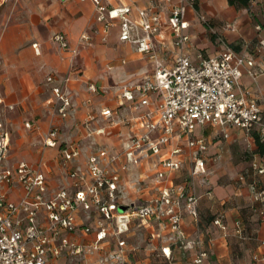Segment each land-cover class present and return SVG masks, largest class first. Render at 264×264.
<instances>
[{"label": "crops", "instance_id": "0c3cea01", "mask_svg": "<svg viewBox=\"0 0 264 264\" xmlns=\"http://www.w3.org/2000/svg\"><path fill=\"white\" fill-rule=\"evenodd\" d=\"M176 1L102 3L107 9L128 7L129 17L137 22L141 9L148 17L157 15L153 44L165 65L179 53L197 64L200 54L213 55L225 43L241 51L245 44L253 46L259 38L264 39V0H248L247 5L196 0L186 13L189 42L181 49L168 23L170 6ZM199 15L207 23L200 21ZM97 16L90 0L0 3V123L5 130L10 123L15 154L26 157L13 163L4 158V165L12 167L20 161L39 165L49 195L62 188L73 192L76 179L69 173L77 168L89 183L86 160L97 150L107 151L102 164L119 175L117 212L107 215L80 209L76 213L77 229L68 234L78 243H89L95 239L99 221L107 232L100 249L80 258L63 255L47 264H195L193 257L198 250L207 252L201 264H264V155L256 151V133L236 128L223 132L217 125H198L193 135L207 143L203 154L206 173L195 177L189 176L192 150L184 137L174 138L162 155L128 161L123 155L124 145L132 135L145 132L141 114L154 109L156 96L151 94L149 105L136 108L138 95L134 92V100H126L121 89L123 83L141 81L151 71L152 61L132 43L120 40L118 19H107L106 24ZM57 33L64 35L67 47L53 39ZM139 34L143 35L141 29ZM252 52L255 64L264 69V45ZM48 76L54 81L47 82ZM90 84L95 90L88 88ZM54 85L72 97L73 111L66 117L58 113L53 102ZM239 85L247 97L264 100V71L256 79L243 73ZM106 110L109 113L103 114ZM52 130L55 145L47 146L44 141ZM177 144L183 145V152L174 157L181 161V168L166 170L161 159ZM72 148L78 149V156L64 160L63 149ZM117 154L119 158L110 163L108 157ZM159 173L163 175L159 177ZM181 184L186 194L197 199L190 204L180 198L181 227L186 239L199 241L195 249L179 246L165 217L142 220L131 216L126 228L116 232L118 214L159 197L164 189L176 197V187ZM16 196V191L10 192L11 198ZM120 206L122 212L118 211ZM215 219H220L221 225L214 223ZM86 225L95 230L82 233L80 228ZM119 241L125 242L121 260L102 262L108 253L120 248Z\"/></svg>", "mask_w": 264, "mask_h": 264}, {"label": "built area", "instance_id": "2783aa9c", "mask_svg": "<svg viewBox=\"0 0 264 264\" xmlns=\"http://www.w3.org/2000/svg\"><path fill=\"white\" fill-rule=\"evenodd\" d=\"M90 1L100 21L109 24L107 19H118L120 40L132 43L139 53L148 55L152 61L151 71L141 81L123 83L121 89V96L126 100H134V92L138 95L136 108L149 105L151 94L156 96L154 109L141 114L145 132L132 135L124 145L123 155L128 161L162 155L163 148L174 138L184 137L185 145L192 150L189 176L203 175L206 173L203 154L207 150V143L193 133L198 125L205 124L217 125L223 132L231 128L254 131L264 142V100L262 97L260 101L247 97L240 91L239 85L243 73L256 79L264 71L255 64L252 52H258L260 46L264 45L263 38H259L253 46L245 44L241 51L225 43L213 55L200 54L197 64L187 54L179 53L169 65H165L153 44V37L158 31L157 15L148 17L147 12L141 9L138 11L140 22H137L129 17L128 7L107 9L102 0ZM195 2L177 0L169 9L168 23L175 43L181 49L189 42V35L185 32L188 26L186 13L188 8H194ZM199 20L207 23L202 15H199ZM257 28L260 29L259 26ZM139 29L143 35L139 34ZM53 39L62 47H67L61 33L54 34ZM46 81L53 82L54 79L48 76ZM88 88L95 90L92 84ZM51 92L58 113L62 117L71 114L73 101L69 92L60 85L52 86ZM108 113V110L103 112ZM54 135V130L49 132L44 141L47 146L55 145ZM8 145V134L0 123V264H47L50 259L63 255L80 258L99 250L101 241L107 235L106 227L99 221L95 239L89 243H78L68 234L77 229L76 213L80 209L86 212L94 209L107 215L117 212L119 175L102 164L107 151L97 150L88 156L86 170L89 183H85L86 175L77 168L69 173L70 177L76 179L73 192L62 188L49 195L46 177L39 165L26 161L12 167L4 165ZM182 152L181 144L171 147L161 159L162 167L173 171L180 169L181 161L174 157ZM62 153L64 160L69 161L78 156L79 151L76 148L63 149ZM118 158V154L110 155L108 160L111 163ZM162 175L159 173L158 176ZM11 191H16V198L10 197ZM176 194L173 197L170 191L164 189L159 197L132 206L128 213L118 214L116 232L121 233L126 228L131 216L142 220L165 217L167 225L176 234L179 246L195 249L199 241L186 239L181 227L180 198H186L190 204H195L197 199L193 194H186L182 184L176 187ZM214 223L221 225L220 219H215ZM80 230L88 234L95 229L86 225ZM124 245V241H119L120 248L108 253L101 261L119 262L124 254ZM206 257V251L198 250L193 263L201 264Z\"/></svg>", "mask_w": 264, "mask_h": 264}, {"label": "rangeland", "instance_id": "374dc122", "mask_svg": "<svg viewBox=\"0 0 264 264\" xmlns=\"http://www.w3.org/2000/svg\"><path fill=\"white\" fill-rule=\"evenodd\" d=\"M8 134V138H9V145H8V149H7V152L5 154V159H7V161L9 162H16L18 159H26L25 156H20L18 157L16 154H15V150H14V146H13V143L11 141V125L10 123L6 124V130H5ZM187 180H191L189 177L187 178ZM118 211L119 212H122L123 211V207L120 206L118 208Z\"/></svg>", "mask_w": 264, "mask_h": 264}, {"label": "trees", "instance_id": "16d2710c", "mask_svg": "<svg viewBox=\"0 0 264 264\" xmlns=\"http://www.w3.org/2000/svg\"><path fill=\"white\" fill-rule=\"evenodd\" d=\"M228 2L231 5H247L248 0H228ZM254 141L256 144V151L260 155H264V142H262L257 135L254 136Z\"/></svg>", "mask_w": 264, "mask_h": 264}]
</instances>
